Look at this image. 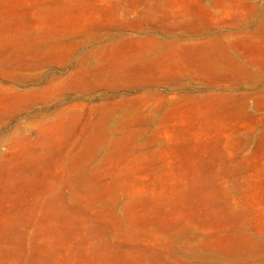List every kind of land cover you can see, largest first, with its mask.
<instances>
[{"label": "rangeland", "instance_id": "1", "mask_svg": "<svg viewBox=\"0 0 264 264\" xmlns=\"http://www.w3.org/2000/svg\"><path fill=\"white\" fill-rule=\"evenodd\" d=\"M0 264H264V0H0Z\"/></svg>", "mask_w": 264, "mask_h": 264}]
</instances>
